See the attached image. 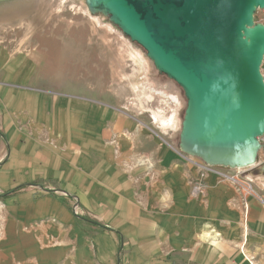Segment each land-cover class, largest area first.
Masks as SVG:
<instances>
[{"label":"crops","instance_id":"crops-1","mask_svg":"<svg viewBox=\"0 0 264 264\" xmlns=\"http://www.w3.org/2000/svg\"><path fill=\"white\" fill-rule=\"evenodd\" d=\"M13 3L0 0V264H264V178L245 196L210 174L192 197L198 168L157 126L177 114L55 90L67 70L52 78L51 47L9 32ZM154 88L147 103L178 102Z\"/></svg>","mask_w":264,"mask_h":264},{"label":"water","instance_id":"water-1","mask_svg":"<svg viewBox=\"0 0 264 264\" xmlns=\"http://www.w3.org/2000/svg\"><path fill=\"white\" fill-rule=\"evenodd\" d=\"M86 6L182 88L181 153L222 169L257 165L264 148V24L255 14L264 0H86Z\"/></svg>","mask_w":264,"mask_h":264},{"label":"rangeland","instance_id":"rangeland-1","mask_svg":"<svg viewBox=\"0 0 264 264\" xmlns=\"http://www.w3.org/2000/svg\"><path fill=\"white\" fill-rule=\"evenodd\" d=\"M12 8L20 12V17L16 24L18 28L9 32L17 33L19 38L33 37L51 47V62L55 64L52 78L54 75L61 77L60 70L66 68L67 81H61L60 85L57 81L53 86L55 90L85 95L104 103L114 101L117 106L125 105L127 98L131 97L128 104H132L130 108L135 111L130 110L129 113L149 115L150 119L154 107L159 109L155 113L157 117L170 120L177 114L176 128L164 126L160 118L157 126H160L162 135L172 141L180 152L179 134L187 106L184 92L173 80L158 72L141 46L132 42L107 17L91 15L86 0H14ZM255 21L264 24V10L256 12ZM8 25H4V30ZM134 54L145 61L143 73H140ZM261 72L264 76V62ZM77 75L78 78L72 79ZM139 86L142 87L138 88ZM154 87L160 90L167 88L166 91L178 96V102L171 104V101L162 100V97L153 103H147L145 96H154ZM262 144L264 145V137ZM263 166L264 148L259 153L257 165L243 169L242 172H249L244 175L253 184L264 178ZM225 170L234 172L231 169Z\"/></svg>","mask_w":264,"mask_h":264},{"label":"built area","instance_id":"built-area-1","mask_svg":"<svg viewBox=\"0 0 264 264\" xmlns=\"http://www.w3.org/2000/svg\"><path fill=\"white\" fill-rule=\"evenodd\" d=\"M190 160L193 164H195L199 171L198 178L192 183V197L200 198L204 194L206 188L205 180L206 177L210 174L216 175L221 181L230 183L245 196H256L257 193L253 184L246 179V177L242 172H240V170L229 172L219 167L206 165L196 158L191 157Z\"/></svg>","mask_w":264,"mask_h":264},{"label":"bare ground","instance_id":"bare-ground-1","mask_svg":"<svg viewBox=\"0 0 264 264\" xmlns=\"http://www.w3.org/2000/svg\"><path fill=\"white\" fill-rule=\"evenodd\" d=\"M141 61V60H140Z\"/></svg>","mask_w":264,"mask_h":264}]
</instances>
